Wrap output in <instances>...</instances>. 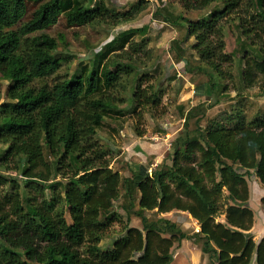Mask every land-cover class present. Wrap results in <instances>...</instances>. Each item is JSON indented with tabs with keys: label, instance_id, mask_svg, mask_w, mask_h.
<instances>
[{
	"label": "trees",
	"instance_id": "1",
	"mask_svg": "<svg viewBox=\"0 0 264 264\" xmlns=\"http://www.w3.org/2000/svg\"><path fill=\"white\" fill-rule=\"evenodd\" d=\"M168 1H177L186 12L222 4L205 17L183 18L200 60L196 71L211 70V78L222 80L229 75L233 61L225 51L223 28L232 14L242 36L260 41L258 59L245 62V84L252 85L256 69L264 71V0ZM94 2L84 8L79 0H0V98L2 81L8 82V102L0 106V147L5 146L0 168L18 170L23 179L21 185L0 174V264H171L173 248L182 239H198L207 264H264V236L257 242L249 232L254 213L246 179L252 173L264 185V113L247 120L239 109L225 121L207 119L204 127L202 113L191 129L189 121L199 109L192 107L183 116L184 133L172 142L171 163L164 160L151 173L136 167L121 180L94 136L104 117L122 115L112 107L123 101L115 88L123 75L133 74L134 65L109 71L101 65L115 50L131 59L125 47L141 29L129 31L91 69L83 66L52 86L35 84L60 67L52 55L56 39L45 30L60 19L68 27L129 22L148 0H137L124 12L112 11L105 0ZM185 66L194 71L189 60ZM216 85L209 81L211 93ZM131 101L140 137L144 132L138 122L145 112L160 111L162 92L142 74ZM57 176L63 181L54 180ZM119 198L126 217L113 210ZM260 202L264 210V196ZM173 210L188 212L199 231L186 234L177 222L163 216L148 220L145 214ZM131 215L141 227L130 225ZM219 216L224 220L218 221ZM114 223L121 224L120 235L101 249L99 243Z\"/></svg>",
	"mask_w": 264,
	"mask_h": 264
},
{
	"label": "rangeland",
	"instance_id": "2",
	"mask_svg": "<svg viewBox=\"0 0 264 264\" xmlns=\"http://www.w3.org/2000/svg\"><path fill=\"white\" fill-rule=\"evenodd\" d=\"M79 1L84 8H92L95 3L94 0ZM136 1L105 0L108 8L115 12L127 11ZM221 7L222 4L215 1L205 8L186 12L177 1L148 0L144 10L134 20L117 25L93 21L78 27H68L60 19L55 25L44 31L56 39L57 46L52 51V55L59 59L60 67L53 75L37 81L35 84L37 86H52L56 81L70 78L73 74L78 73L83 66H89L88 68L91 69L98 63L100 55L109 47L114 48L129 31L140 28L141 31H137L125 47L128 54H132L131 59H128L127 54H124L123 51L115 50L109 52L102 61L101 68L105 71L115 70L117 65H126L129 62L134 66L133 74L131 76L123 75L120 84L115 88L117 98H123V101L114 103L112 107L115 110H120L122 115L113 114L104 117L102 126L94 138L107 152L109 165L120 172L121 180L130 176L131 170H133L129 167L131 163L146 161L137 153L141 149L134 141L139 136L135 133L136 121L135 115L131 112V96L138 78L142 74H148L149 83L153 84L157 92H162L163 107L156 113L145 112L143 114L140 123L138 122V128L144 132L140 139L158 144L161 153L166 151L165 161L170 164L173 151L172 142L177 136L184 133L183 116L190 108L199 106L196 115L189 121L191 129L194 128L196 116H201L202 113L205 116L201 122L203 127L207 119L215 117L223 120L239 109L246 115L247 120L257 114L264 113V71L258 69L254 71L251 86L245 84L242 75L245 62L252 63L253 60L258 59L257 49L260 41L257 37L248 39L241 35L235 14L226 16L228 18L223 28L225 51L232 56L233 61L227 78L222 80L215 75H212L211 78V70H207L206 73H199L195 70L200 60L192 48L194 39L186 37V22L183 18L196 20ZM250 12L254 13L256 9H250ZM163 19L168 21L165 22ZM173 40L176 42L175 44H173ZM179 55H182L183 59H180ZM186 60H189V66L194 70L192 73L185 70ZM209 81L217 84L211 89L212 93ZM7 87L8 82L3 80L0 106L8 102ZM225 87L227 88L224 89ZM4 147L1 146L0 149ZM128 153L131 155L127 156ZM125 160L132 162L128 164L125 163ZM151 161L152 158H148L144 164ZM11 167L13 166L11 165ZM141 169L144 170V168ZM149 169L144 171H151V168ZM0 174L16 179L22 185L23 179L18 170L0 168ZM246 179L250 190L248 204L254 213L253 227L249 232L258 242L264 236V210L260 202L261 197L264 196V185L252 173L248 174ZM54 180L63 181L60 176ZM121 202V198L114 201L113 210L126 217L123 210L120 209ZM145 214L148 220H156L161 216V213L157 214L154 211H147ZM64 217L70 222L68 212H65ZM217 220L223 221L224 217L219 216ZM133 224L141 227L140 219L131 215L130 225ZM191 230H193L192 226L186 229V231ZM120 231L121 224L114 223L99 243V247L101 249L109 247L120 235ZM195 241L193 242L201 246V242L197 243L198 239ZM182 242L183 239L173 248L174 255L175 251H179V253L177 251L179 255L174 260L175 264H183V262L186 264V261L180 256L179 247L183 246ZM184 258L186 259V257Z\"/></svg>",
	"mask_w": 264,
	"mask_h": 264
},
{
	"label": "crops",
	"instance_id": "3",
	"mask_svg": "<svg viewBox=\"0 0 264 264\" xmlns=\"http://www.w3.org/2000/svg\"><path fill=\"white\" fill-rule=\"evenodd\" d=\"M139 138H136L134 141L136 144L139 145L140 149L139 152H137L140 157L145 158V162H141L139 161V163H131L132 161L129 160H125V163H131L129 165V167L131 169H136V167H140V168H144V169H154L156 166H158L160 163H162L165 160V157L167 154L166 151L164 152H160V146L156 143H151L145 140H142ZM131 154L128 153L127 156H130ZM139 158V156H136ZM148 158H152V161L144 164L148 161ZM143 161V159H142ZM143 163V164H142ZM161 216L177 222L181 229L183 230L184 233L186 234H192L194 232L199 231L200 227L198 225V222L196 219L192 218V216L188 213V212H184V211H178V210H173L170 212H166V213H161ZM133 226L138 227L137 225L133 224ZM189 226L193 227V230L191 231H186L187 228H189ZM181 247H179L180 252H181V257L186 261V264H206V261L208 259L207 255L202 253L201 248L198 244H196L195 242H193L192 239H183ZM178 251V250H177ZM177 251H175V255L173 258V261L171 262V264H175L176 262L174 261L177 255H179V251L177 253ZM182 253H184L182 255ZM186 257V259L184 258ZM183 264H185V262H183Z\"/></svg>",
	"mask_w": 264,
	"mask_h": 264
},
{
	"label": "built area",
	"instance_id": "4",
	"mask_svg": "<svg viewBox=\"0 0 264 264\" xmlns=\"http://www.w3.org/2000/svg\"><path fill=\"white\" fill-rule=\"evenodd\" d=\"M148 170H150V169H148ZM152 170V169H151ZM149 173H151V171H148Z\"/></svg>",
	"mask_w": 264,
	"mask_h": 264
}]
</instances>
